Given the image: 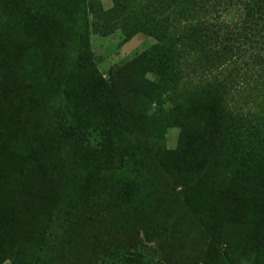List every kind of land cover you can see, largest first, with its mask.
Wrapping results in <instances>:
<instances>
[{"label":"trees","instance_id":"trees-1","mask_svg":"<svg viewBox=\"0 0 264 264\" xmlns=\"http://www.w3.org/2000/svg\"><path fill=\"white\" fill-rule=\"evenodd\" d=\"M118 28L157 42L107 79L91 33ZM235 33L264 45V0H0V264L134 232L167 264H264V76L238 89Z\"/></svg>","mask_w":264,"mask_h":264},{"label":"rangeland","instance_id":"rangeland-1","mask_svg":"<svg viewBox=\"0 0 264 264\" xmlns=\"http://www.w3.org/2000/svg\"><path fill=\"white\" fill-rule=\"evenodd\" d=\"M102 5L105 9H110L114 6V0H102ZM236 9H238V7H228L227 10L220 8L219 14L221 17L218 18V13H213L212 18L215 19V22L218 21L222 26L224 24H228L232 30L237 32V28L238 26H241L243 17L242 11ZM222 10H225L224 14ZM236 36L237 35L235 33L232 41L239 44L243 51L241 54L244 56H236L235 63L229 67L227 72H231L232 67L239 68V70L237 69L234 71L240 77L237 79V82L242 83V86H239L238 89L240 87L247 86L248 92L246 95L250 96L251 93L259 94L260 91L254 86L256 84V78L258 75L262 73L264 76V62H260L255 57V54H261L264 57V45L253 42L256 47L253 52L251 41L244 42V39H241L240 42H236ZM156 42L157 41L153 37L142 33L137 34L131 40H127L126 32L121 28L116 29L114 32L108 35H104L103 33H99L97 31H92L91 33V46L94 53L95 62L107 79L110 77L111 69H118L119 67L124 66L142 54L144 51L150 49L154 44H156ZM245 73L248 74L244 75ZM152 78L153 76L149 75L147 79ZM240 101V105L242 106H252V104L249 103L250 99L246 101V103L242 99ZM254 104L257 105V103ZM154 108H156V106H154ZM178 137V129L169 128L166 130V142L169 150H173L177 147ZM52 234L54 238L55 229H53ZM134 236L136 238L134 241L126 243V248L130 249V253L126 250H121V255H119L117 259L107 255L110 254L107 247L113 245V240H111L109 243L108 239H103V243H105L104 250L107 254L103 252L102 247L104 244L101 241L97 240L92 244L89 242H82L80 243V246L83 249V255L81 256L82 258L76 260L74 264H112L113 261L120 263L123 262V256H129L131 258L137 257L141 264H167L163 258L161 246L158 241H147L144 238L143 232H134ZM137 253L140 255L137 256ZM134 254H136V256ZM90 258L93 263L88 262ZM42 262L44 264H54V256L49 249H46L42 253ZM5 264L13 263L11 261H7Z\"/></svg>","mask_w":264,"mask_h":264}]
</instances>
